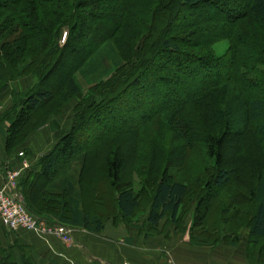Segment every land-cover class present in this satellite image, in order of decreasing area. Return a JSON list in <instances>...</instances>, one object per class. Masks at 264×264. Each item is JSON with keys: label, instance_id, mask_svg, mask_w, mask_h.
<instances>
[{"label": "rangeland", "instance_id": "obj_1", "mask_svg": "<svg viewBox=\"0 0 264 264\" xmlns=\"http://www.w3.org/2000/svg\"><path fill=\"white\" fill-rule=\"evenodd\" d=\"M71 1L73 0H0V12H5V15L0 17V40L9 43L10 41L15 42L14 46L17 45L22 48L23 53L17 62H20L21 65L30 63L32 59L37 57L38 50H41L39 54H42L45 49L51 51L56 44L61 46L65 44L68 37L65 38V34L69 31V27L62 25V22L67 13L66 9L71 11L73 8ZM82 1L86 2L87 0ZM125 1L102 0V4L104 7L113 8L116 12L117 8ZM133 1L136 2L132 4L131 12L128 10L122 17L124 30L118 29L114 37L103 44L95 53L88 55L83 52L84 48L81 44H72L61 56V59L54 57L50 61L51 64L49 63L43 71V77L47 81L45 88L55 92L54 97L29 118L33 123L29 127H23L24 131L27 128L31 129L40 122L38 121L39 114L45 115L56 109L61 102L59 92L70 75H73L82 84V98L69 101L60 109L59 113L51 116L46 122L50 125L51 121L54 120L65 130L70 129L72 117L74 113L78 115L83 103L90 100L99 101L106 93L103 92L102 87L106 82H111L109 88L119 90L112 94L113 98L108 101L107 107L99 110L97 116H95V111L88 115L86 122L77 130L81 147L71 157L59 162V173L68 171L72 174L81 172L84 174L83 181L79 184L83 193V208L92 214H98L105 224H108L107 232L114 234L118 232L126 234L128 232L129 227L126 222H119V215L113 202L116 188L109 185L110 182L106 177L105 160L111 154H115L116 157H122L124 161L118 188L130 187L136 194L140 195L141 206L135 216L139 221L142 222L145 219L150 205L147 191H149L152 181L156 182L163 178L168 181L184 182L189 187V194L185 199L186 205L181 211L178 228L175 227L176 230L180 233H186L188 241L193 245L196 244L191 241L190 236L194 237L193 241L207 240L214 243V246L221 243L229 245V242H233L236 237H239L237 246L243 243L245 254H249V257L255 262H262L263 256L253 254H256L260 251V247L264 246V237L259 239L257 245L248 242L249 235L246 226L248 220L242 212V207H250L249 203L245 201L246 195L251 185L257 181L258 173L264 164V143L256 135L255 125L252 122L248 123L247 128L241 134L237 131L230 133L224 140L222 167L235 170L238 174V181L234 180L225 188L215 192L211 203L212 212L205 222H201V227L192 226V217L198 193L203 188L200 178L204 176V179H208L209 174H213L214 171V160L208 156L202 132L220 131L229 104H237L238 102L234 98L235 95L240 94L243 98L264 97V20L248 11L247 7L250 0H228L233 7H236L237 11L243 12L239 19L230 24H225L226 20L219 22L224 19V16L221 13L218 16L216 12H212L214 11L212 5L207 6L203 11L206 14L215 13V15L207 19L203 17L199 21L196 18L197 10L195 9L182 8L181 5L175 4L171 6L172 10L169 11L166 7L169 0ZM96 7L85 8V14L90 12V14L99 15L100 12L95 9ZM168 13L172 16L176 15L173 24H171L172 18L166 17ZM58 15L63 18L56 25L59 27L61 24L59 35L52 33L51 36H47L45 34L47 41L39 40V36H41L39 34L43 35L44 32H47L46 30L43 31V27H46ZM13 17L18 20L19 24L22 22V26H19L21 29L17 26L18 22L10 23ZM218 17H220L219 20H217ZM106 20L108 22L110 19ZM34 26L39 29L37 35L35 33L30 34L35 30ZM169 28L175 34L184 36L183 40L179 41L180 49L184 53L213 58L218 63L214 62L215 64L207 69L198 66L194 60H188L185 63L179 62V68L175 69V62L172 59V62L167 60L160 54L158 55V50L155 57H150L148 65L142 63V60L138 63L136 50L140 41L143 39L150 45L152 43L151 37L153 38L156 33L164 36ZM19 30L20 32H17ZM191 30L202 33L207 39H197L196 37L194 40H189L185 34ZM22 31L23 35L21 34ZM20 37L24 39L22 40ZM93 38V35L88 36L87 44H91ZM199 40L200 44L195 46L193 43ZM73 48H77L79 52L75 53ZM102 52L106 56V61L101 56ZM110 59H118L122 66L115 68V63L110 62ZM89 61L94 64L93 74L82 75V67L87 65ZM136 62L137 65H135ZM150 62L154 64L152 69L158 75L168 79L173 77L176 85L169 88L166 96L161 98V102L168 103L171 109L158 108V110L146 114L145 99L154 95L155 92L159 95L164 94L169 86L154 80L153 77H145L134 88H130L128 85L120 86V84L135 71L140 63L144 65V70L146 69L151 73ZM229 62L232 63L235 77L231 75L230 81L226 80V83L218 89L217 96L212 99L214 101L212 108H206L204 101H202L204 102L203 105L201 103L198 105L197 100L201 96L199 86L203 82L210 83L227 76L229 71L231 73V69L225 68ZM7 67L0 65V86L4 84L2 75L4 74L6 77L8 69L11 70L10 75L6 77L7 89L0 96V127H7L3 129L10 132L6 115L11 110L13 113L16 112L14 97L19 96V93L32 90L36 86V79L32 74L33 72L15 79V62L9 61ZM101 78L103 80H99ZM93 84L98 86L95 87ZM137 99L143 104V112L142 107H140L139 113L131 114L129 107L134 105L135 101H138ZM184 101L185 105H183ZM80 102L83 103L79 107ZM75 107L76 111L74 110ZM33 133L27 139H30ZM0 135H3L4 141L5 135L1 132ZM52 141L50 148L41 155L54 147L56 137H53ZM84 153L88 156V168L85 169L79 161V157ZM28 158L30 160L32 158L30 153ZM8 167L11 165H1L3 176ZM19 192L21 194L20 190ZM22 199L25 203V199L23 197ZM57 206L59 205L57 204L52 208L55 214H58L57 208L59 207ZM222 206L230 208L228 210L230 216L227 218L228 222L225 223L222 222L223 217L220 213ZM112 223L116 225L114 227H119L117 231L110 226ZM68 227L71 228V226ZM5 229L10 234L9 236L13 234L12 230ZM196 246L209 245L199 244Z\"/></svg>", "mask_w": 264, "mask_h": 264}, {"label": "trees", "instance_id": "obj_2", "mask_svg": "<svg viewBox=\"0 0 264 264\" xmlns=\"http://www.w3.org/2000/svg\"><path fill=\"white\" fill-rule=\"evenodd\" d=\"M87 1L90 2L87 3ZM87 1H71V3L73 4V8L71 9V11H68L66 9L67 13L64 16V19L62 17H59L58 15L51 23L47 24L46 27H43V31L46 30L47 32H44L43 35L39 34L41 35L39 36V40L47 41L46 37L48 35L51 36L52 33L53 35H59V27L61 26V24L59 27H56V25L63 19L62 25H68L69 27V31L65 34V38L67 36L68 37L65 44H63L62 46L56 44V46L53 47L51 51L45 49L42 54H39V51L41 50H38V53H36L37 57L32 59L30 63L21 65L20 62H17L18 59H20L23 51H21L22 48H19V46H14L15 42L10 41L9 43L8 41L0 40V65H6L7 67L8 62L13 61V63L15 62V79L23 77L24 75L32 72L33 76L36 79V86L32 90H28L21 94L19 93V96L16 95L14 97V108H17L16 112L13 113L11 110V112L7 113L6 115L7 121L9 122L8 130H10V132H7L2 127H0V132L5 135L4 146L6 149V153L9 155L8 157H5V161H3V164L1 165H19L21 161V157H19L18 155L19 152H23L28 158L29 151L24 148L25 140L27 139V137L37 129H40L44 125H46V122L50 119V117L59 113L60 109L66 103L76 98L79 99V97L82 98V84H80V82L73 75H70L62 86L60 92L58 91L60 93L59 95L61 96V102L58 104L56 109L54 111H49L45 115L39 114L38 121L40 122L37 125L33 126L31 129L27 128L24 131L23 127H29L30 124L33 123V121H31V119L29 118H31L33 114L35 115L42 105L49 103L54 97L55 92L45 88L47 81H45L43 77V71L49 65L50 61L54 57H57V59L60 57L61 59V56L64 55L66 50L69 49L72 44H81L84 48L83 52L87 53L88 55L95 53L103 46V44L114 37L118 29L124 30V27L122 26V17L125 16L128 10L129 12H131L132 4L136 2L133 0H126L121 6L117 8L116 12H114L113 8L108 6L104 7V5L102 4V0ZM175 4L181 5L182 8L197 10V13L195 15L199 21H201V18L203 17L207 19L212 15H215V13L206 14V12L203 11L209 5H212L214 7V11L212 12H216L218 16L219 13L224 16V19L220 20L219 22H225L226 20L225 24H230L233 21L239 19L243 13L237 11L236 7H233L232 3H230L228 0H169L166 3V7H168L169 11H171V6ZM89 6H99L95 8L100 12H98L99 15H93L90 14V12L88 14H85L84 9ZM228 7H230V9H228ZM247 8L249 12L264 20V0H250ZM4 15L5 12H0V17ZM107 16L110 19L108 22L107 20L105 21V19H108L106 18ZM166 17L172 18L171 24L175 22L174 20L176 18V15L172 16V14L168 13ZM219 18L220 17H218L217 20H219ZM17 22L18 20L15 17L10 20V23L12 24ZM162 23L163 20L160 22L161 26ZM17 24L18 28L21 29V27L19 26H22V22L20 24L18 22ZM27 29L29 31V28ZM34 29L35 30H33V32H31L30 34L35 33L37 35V33H39V29L35 26ZM17 32H20V30ZM21 34H24L23 31ZM45 34H47L46 37ZM92 35L94 36V38L92 39L91 44H87V37ZM177 35L178 34H175V32H172L171 28H169L168 32L164 36L156 33L153 38L151 37L152 43H150V45H148L146 41L142 39V41H140V43L138 44V49L136 50V55L138 58L137 62L139 63V61L142 60V63L148 65L150 57H155V54H157L156 51L158 50V55L160 54L167 60L171 62L173 60L175 62V69L177 67L179 68V62L185 63L188 60H194L195 62H197L198 66L206 67L207 69H210L212 65L215 64L214 62H216V64L218 63V61L213 58H205L201 57V55L184 53L183 50L180 49L179 43V41L183 40L184 36ZM185 35L189 37V40H194L196 39V37L197 39H207V37L205 38L202 33H196L193 30L188 31V33H186ZM20 39L23 40L24 38L20 37ZM84 42L86 43L85 46ZM195 42L196 43H193L195 44V46H198L200 44V40ZM73 49L75 50V53L79 52L77 48ZM103 52L101 56L105 59L106 56H104ZM111 61L115 63V68H119L122 66L121 62L118 59H110V62ZM137 62L135 63V65L138 64ZM149 64L150 67H148L152 71L151 73H149V71L146 69L144 70V65L140 63L135 68V71L129 77H127V79L122 81V84H120V86L128 85L130 88H134L138 86L145 77H153L154 80H158L159 82H163L169 86L168 90H166L164 94L159 95L157 92H155L154 95L145 99V103L147 106L146 114H150L152 111L158 110V108L163 110L171 109L168 103L166 104L161 102V98H163V96H166L167 92H169V88H172V86L176 85L173 77H169L168 79L158 75L152 69V65L154 64L152 62H150ZM231 64L232 63L229 62L225 67L227 70L231 69V73L229 71L227 76L218 78L210 83L203 82L199 86L198 89L199 91H201V96L199 100H197L198 105L200 103L203 105L205 102L206 108H212V106H214V101L212 99L217 96V92L219 91L218 89L221 88L224 83H226V80L230 81L231 75L235 77V73ZM9 70L10 69H8L9 73L7 72L6 77L10 75L11 70ZM93 71L94 64L90 63L89 61L87 65H84L82 67L81 74L87 75L89 73V75H91L93 74ZM6 77L4 74L2 75L4 84L0 86V96L7 89L8 82ZM99 80L103 79L101 78ZM110 83L111 82H106L102 87V89L104 90L103 92L106 93L103 95L102 92L103 96L99 101L90 100L87 103H77L79 107L80 105H82V103L83 106L82 109L78 112V115L74 113L69 130H65L59 127L56 121H51L50 127L56 137V143L54 147L39 157L38 164H41V166H39L40 169L37 172L33 171L31 167H29L24 170L19 177L18 189L21 191V193L24 194L26 203L25 205L28 211L36 216L45 218L51 224L75 226L97 234L103 232L105 228V222L98 214H92L89 210H85L83 208V193L79 188V184H81V182L83 181L84 174H82V172L78 174H72L68 171L59 173V162L71 157L74 152L81 147L77 130L80 129V127L86 122L88 115L91 114V112L95 111V116H97V114H99V110H102L103 108L105 109V107H107L106 104H108V101L113 98L112 94L119 90L117 88H109ZM93 85L95 87L98 86L97 84ZM234 98L238 102L237 104H229L227 110L225 109L226 117L223 118V127L220 129V131H208V133H205L204 131L202 132L204 134L202 138L207 146L208 156L214 160V171L213 174H209L210 177L208 179H204V176L200 178L203 188L198 193L197 203L193 210V227H201V222H205L207 217H209V215L211 214V203L214 199L215 192H218L219 190L225 188L234 180L238 181V174L235 170L222 167V149L226 136L236 131L241 134L247 128L248 123L252 122L255 125L256 135L264 143V97L243 98L239 94L235 95ZM137 100L138 101H135L134 105L129 107L131 109V114L139 113L141 110L143 112V104L139 99ZM184 103L185 101L183 102V105H185ZM140 107H142V109L138 110ZM74 110L76 111V107ZM14 133L16 134L14 135ZM28 159L30 160V158ZM79 161L81 162V166H83L84 169L88 168L87 154L84 153L82 156H80ZM123 164V158L120 156L116 157L115 154H111V156H109L105 160L106 177L110 182L109 185L112 188H116L114 191L115 195H113V202L119 215V222H126V225L128 227H135L139 224V222V226L145 223L147 226V230L151 229L150 232L155 233L160 221L164 218H167L168 222L178 228L181 211L186 205L185 199L189 194L188 185L184 182L168 181L163 178H160L156 182L152 181V185L149 191H147L148 197L150 198V205L145 219L141 222L135 217L138 209L141 206L140 195L136 194L130 187L122 189L118 188V185L121 182V169ZM26 181H29V183L24 184V182ZM24 185L26 186L24 187ZM26 196L28 200L33 203V206L27 201ZM246 196L247 198L245 199V201L246 203H249L250 207H242V212H244V216L248 220L246 223L249 235L248 242L257 245L259 239L264 237V164L262 166V169L260 170V173H258L257 181L248 189V193ZM35 204L40 208L42 207V204H44L45 207L52 204V208L59 204L61 210L58 211V214H55L54 218L42 211H39L40 209L36 210L34 208ZM229 209L230 208L227 206H222V209L220 210L221 216L223 217V223H225L226 221L228 222L227 218H229L228 216H230V214H228ZM0 227L6 228L1 222ZM190 228L192 229L191 226ZM1 229L2 228H0V253L2 254H0V264H19L14 260V246L5 245ZM190 237L191 241L196 245L201 244L211 246L214 244L211 241L207 240H197L200 242H197L196 240L193 241L194 237ZM238 241L239 237H236L233 242H229L228 244L231 246H236ZM10 249L12 252L9 251ZM259 250L260 251H258L256 254L254 253L253 255L263 256L264 261V246L260 247ZM20 264L32 263L29 261H24Z\"/></svg>", "mask_w": 264, "mask_h": 264}, {"label": "crops", "instance_id": "obj_3", "mask_svg": "<svg viewBox=\"0 0 264 264\" xmlns=\"http://www.w3.org/2000/svg\"><path fill=\"white\" fill-rule=\"evenodd\" d=\"M53 137L55 135L50 125L46 124L25 142L24 148L32 157L29 163L33 171L40 169L39 155L50 148ZM2 138L3 135L0 137V187L4 180L1 164L9 156ZM21 196L24 198L23 193ZM26 199L33 206L27 196ZM41 206L35 204L34 208L55 218L52 205ZM57 209L61 210L60 207ZM139 224L129 227L126 234L107 232L108 224L98 234L71 226V242L68 243L55 235L25 229L12 231L13 234L9 236L4 227L0 228L5 245L14 246V260L19 264L24 261L32 264H167L168 261L175 264H264V261L255 262L249 254H245L243 243L240 246L225 243L215 246L193 245L188 241V235L178 232L167 218L160 221L155 233L150 232L151 229L147 230L145 223ZM110 226L116 231L119 229L113 223Z\"/></svg>", "mask_w": 264, "mask_h": 264}, {"label": "built area", "instance_id": "obj_4", "mask_svg": "<svg viewBox=\"0 0 264 264\" xmlns=\"http://www.w3.org/2000/svg\"><path fill=\"white\" fill-rule=\"evenodd\" d=\"M20 164L8 167L4 182L0 187V222L8 229L17 231L25 229L58 236L63 242H71L72 230L65 225L51 224L43 217L28 211L18 189V180L22 172L30 167L29 159L23 152H19ZM167 264H175L168 261Z\"/></svg>", "mask_w": 264, "mask_h": 264}]
</instances>
